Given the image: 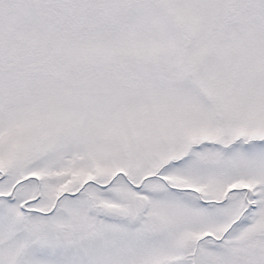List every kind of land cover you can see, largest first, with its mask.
<instances>
[{"label":"snow or ice","instance_id":"1","mask_svg":"<svg viewBox=\"0 0 264 264\" xmlns=\"http://www.w3.org/2000/svg\"><path fill=\"white\" fill-rule=\"evenodd\" d=\"M0 264H264V0H0Z\"/></svg>","mask_w":264,"mask_h":264}]
</instances>
